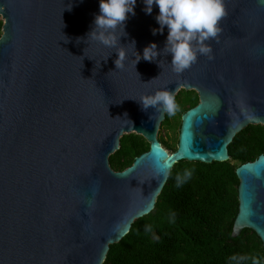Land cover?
<instances>
[{"label":"water","instance_id":"95a60500","mask_svg":"<svg viewBox=\"0 0 264 264\" xmlns=\"http://www.w3.org/2000/svg\"><path fill=\"white\" fill-rule=\"evenodd\" d=\"M224 6L221 31L205 42L211 52L177 73L167 28L152 34L159 10L146 15L142 0L120 39L122 68L116 48L87 39L99 0H0V264H104L111 245L155 210L176 164L227 162L239 133L264 126V0ZM152 42L159 65L136 64ZM161 90L199 96L173 153L159 140L167 113L137 102ZM129 134L150 148L116 171L110 157ZM236 174L232 236L249 229L264 249V154Z\"/></svg>","mask_w":264,"mask_h":264},{"label":"trees","instance_id":"16d2710c","mask_svg":"<svg viewBox=\"0 0 264 264\" xmlns=\"http://www.w3.org/2000/svg\"><path fill=\"white\" fill-rule=\"evenodd\" d=\"M2 28L0 21V37ZM176 102L183 115L198 105L199 96L195 91L182 90ZM172 117L166 114L161 128L170 127ZM160 142L166 150L177 151L169 142ZM149 148L142 136L124 135L120 149L110 157V165L123 171ZM262 154L264 126L250 125L230 144L229 161L176 164L155 210L135 221L120 243L111 245L104 264H236L229 260L232 255L256 256L264 264L263 244L255 232L247 229L238 237L232 236L239 212L236 170ZM185 169L192 175L177 186L176 176L183 175ZM241 264L252 262L249 259Z\"/></svg>","mask_w":264,"mask_h":264},{"label":"clouds","instance_id":"9594fccd","mask_svg":"<svg viewBox=\"0 0 264 264\" xmlns=\"http://www.w3.org/2000/svg\"><path fill=\"white\" fill-rule=\"evenodd\" d=\"M142 3L144 5L142 11L146 15L152 14L154 6L158 8L155 20L159 28H153L152 34L162 35L165 27L167 28L164 50L171 56L170 63L177 73L188 69L197 61L198 55H207L211 52L210 45L205 42L218 36L221 31L220 21L226 15L224 0H142ZM136 4L137 0H99V13L94 17L91 31L86 34L87 39L91 38L106 47L117 49L115 52L117 58L114 60L116 68L124 66L127 51L121 45L120 39L127 36L126 21L130 15H136ZM68 10H71V6ZM118 28L122 30L120 37L116 35ZM129 44L135 49V40ZM136 54L139 57L136 64L141 59L158 63L157 57L160 56V50L157 44L152 42L144 47L142 55L137 51ZM137 102L142 111L147 112L151 107L158 112L167 113L169 117L174 116L179 110L175 96L167 90L143 96ZM158 170L167 176L166 170L162 168ZM191 175L192 171L189 169H185L183 175L178 174L176 176L177 186L186 182ZM146 230L150 228L146 227ZM249 259L252 264H261L256 256L232 255L229 257V260L236 264Z\"/></svg>","mask_w":264,"mask_h":264},{"label":"rangeland","instance_id":"374dc122","mask_svg":"<svg viewBox=\"0 0 264 264\" xmlns=\"http://www.w3.org/2000/svg\"><path fill=\"white\" fill-rule=\"evenodd\" d=\"M0 21L3 22V18L0 16ZM182 112L177 111L176 114L172 117V125L167 128H161L159 131V140H165L170 144L178 147V139H179V131L181 126V118ZM169 153H173L172 151H168ZM234 164H238V162H234ZM239 165V164H238Z\"/></svg>","mask_w":264,"mask_h":264}]
</instances>
